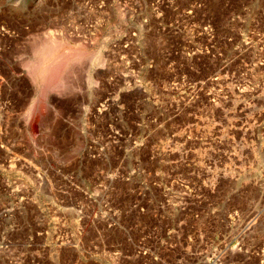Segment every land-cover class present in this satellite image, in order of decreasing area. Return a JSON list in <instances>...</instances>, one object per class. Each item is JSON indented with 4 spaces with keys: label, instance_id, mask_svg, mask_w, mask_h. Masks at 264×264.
<instances>
[{
    "label": "rangeland",
    "instance_id": "374dc122",
    "mask_svg": "<svg viewBox=\"0 0 264 264\" xmlns=\"http://www.w3.org/2000/svg\"><path fill=\"white\" fill-rule=\"evenodd\" d=\"M0 264H264V0H0Z\"/></svg>",
    "mask_w": 264,
    "mask_h": 264
},
{
    "label": "bare ground",
    "instance_id": "6f19581e",
    "mask_svg": "<svg viewBox=\"0 0 264 264\" xmlns=\"http://www.w3.org/2000/svg\"><path fill=\"white\" fill-rule=\"evenodd\" d=\"M54 37V36H53ZM50 40V39H49ZM48 40V41H49ZM50 43V42H49ZM65 43V42H63ZM38 44V42L36 43ZM53 44V42H52ZM59 45H61L60 43H58ZM41 46H37V50L35 51V56H34V59H33V66L31 67V69H33V67H35L34 69V72H32L31 76H34V78L36 80H40L41 78H43L44 74H46V69L48 68V66L51 64V54H50V50H51V47L53 48V46L51 45L50 47V44H47V42H43L40 44ZM55 45V44H54ZM56 48V47H55ZM57 50V49H56ZM50 51V52H49ZM53 53V52H52ZM61 54V53H60ZM59 54V55H60ZM84 54V53H83ZM58 55V54H57ZM63 55V54H62ZM75 55V54H74ZM75 57V56H74ZM53 60V58H52ZM55 60V59H54ZM89 62L92 64V65H99L101 64V57L99 55H94L92 56L91 58H89ZM55 64V63H53ZM50 73V71H49ZM33 78V77H32ZM53 79V78H52ZM47 80V79H46ZM48 81V80H47ZM37 84V83H36ZM47 84V83H46ZM48 86V85H47ZM46 86V87H47ZM45 91V90H44Z\"/></svg>",
    "mask_w": 264,
    "mask_h": 264
}]
</instances>
